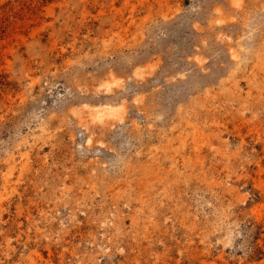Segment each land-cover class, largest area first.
<instances>
[{
    "label": "rangeland",
    "instance_id": "1",
    "mask_svg": "<svg viewBox=\"0 0 264 264\" xmlns=\"http://www.w3.org/2000/svg\"><path fill=\"white\" fill-rule=\"evenodd\" d=\"M0 264H264V0H0Z\"/></svg>",
    "mask_w": 264,
    "mask_h": 264
},
{
    "label": "bare ground",
    "instance_id": "2",
    "mask_svg": "<svg viewBox=\"0 0 264 264\" xmlns=\"http://www.w3.org/2000/svg\"><path fill=\"white\" fill-rule=\"evenodd\" d=\"M238 2H239V0H235V3L236 4ZM123 106H122V103H120L119 105H117V104L116 105L103 104V105L95 106L93 109H91V111L90 110H88V111H90V114H91L90 118L92 117L93 119L96 118V119H99L100 120L103 117H106V116L108 117V116L112 115L113 118L115 116L117 118V120H119V119H122L123 118L122 117V114L124 113L123 112V110H124L123 109L124 108Z\"/></svg>",
    "mask_w": 264,
    "mask_h": 264
}]
</instances>
